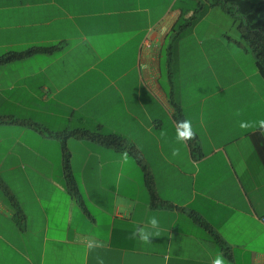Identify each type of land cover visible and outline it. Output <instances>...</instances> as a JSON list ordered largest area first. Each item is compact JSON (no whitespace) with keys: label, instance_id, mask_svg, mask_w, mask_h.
<instances>
[{"label":"crops","instance_id":"obj_1","mask_svg":"<svg viewBox=\"0 0 264 264\" xmlns=\"http://www.w3.org/2000/svg\"><path fill=\"white\" fill-rule=\"evenodd\" d=\"M178 1L0 0V56L61 46L0 65V117L47 130L0 123V183L24 216L20 223L0 188V264H97V256L104 264H213L218 255L225 264H264V131L240 127L264 120V78L227 32L197 37L215 7L183 28L195 9ZM243 56L253 57V71L229 65ZM184 119L196 132L186 144L176 141ZM76 129L134 145L171 206H152L128 152L125 161L126 151L72 138L79 194H71L54 134ZM153 215L159 235L132 238Z\"/></svg>","mask_w":264,"mask_h":264},{"label":"trees","instance_id":"obj_2","mask_svg":"<svg viewBox=\"0 0 264 264\" xmlns=\"http://www.w3.org/2000/svg\"><path fill=\"white\" fill-rule=\"evenodd\" d=\"M198 8H194V14L191 20L185 22L183 28L195 24L208 9L221 6L226 14L229 15H239L242 18V23L238 27L242 35V41L236 44L240 47L246 48L252 52L255 59L256 69L261 77L264 78V0L253 1V0H207V3H199ZM61 50L60 45L56 46H36L31 47L24 51H11L2 56H0V65L7 63L20 61L31 56L41 55V54H54ZM0 123L2 124H15L30 126L35 128L40 132L43 128L29 120H22L19 118L3 116L0 117ZM53 134V132H49ZM56 137L60 138L63 143V169L64 178L66 181V186L71 194L78 196V188L76 180L74 178L72 168H71V154L67 148V141L69 139H75L78 141L98 143L107 148L113 149L115 151H126L134 159L136 164L142 170L144 181L147 186L151 204L153 207L159 206H169L170 204L165 203L159 196L156 184L152 174L150 173L141 153L138 149L130 144L126 139L114 135V134H104L100 131H91L87 129H76L72 131H65L54 134ZM0 188L3 195L6 197L9 205L17 211V217L19 222L22 223L24 216L19 208V204L15 196L9 191L8 187L3 183H0ZM171 206V205H170ZM191 218L208 230L215 240V242L224 249V242L221 240L219 235L213 230V228L207 224L201 216L195 212H190Z\"/></svg>","mask_w":264,"mask_h":264},{"label":"rangeland","instance_id":"obj_3","mask_svg":"<svg viewBox=\"0 0 264 264\" xmlns=\"http://www.w3.org/2000/svg\"><path fill=\"white\" fill-rule=\"evenodd\" d=\"M181 3H186L188 7L198 8L200 5L199 3L205 4L207 3V0H179L177 6ZM215 8L216 9L213 13H211L204 22L197 25V37L203 39L207 36V33H209L208 37L219 38V34L227 32L226 36L229 39L231 38L233 41H236L235 45H237V41L241 42L243 39L241 32L238 29L243 21L242 18L239 15L231 16L229 14H224L225 11L221 6ZM194 38H196V36ZM226 41L227 39L223 40V42ZM194 42H197V40L194 39ZM196 53H199L200 55L202 54V52H195V55ZM252 59L253 57H239L237 58V60H239L238 62H234L232 59V61L229 62V65L231 67L244 66V68L242 67L244 70L253 71L254 61ZM198 60L201 63L200 58H198Z\"/></svg>","mask_w":264,"mask_h":264},{"label":"clouds","instance_id":"obj_4","mask_svg":"<svg viewBox=\"0 0 264 264\" xmlns=\"http://www.w3.org/2000/svg\"><path fill=\"white\" fill-rule=\"evenodd\" d=\"M240 127L242 129H248V128H255L260 131H264V120H258L255 122L251 121H242L240 123ZM162 138L165 136L164 133H161ZM196 132L192 127V122L190 120L184 119L176 122V141L178 143L186 144L188 141L195 139ZM173 156L179 155V149L173 148L172 150ZM122 157L125 161H127L128 154L127 152L122 154ZM244 165L242 164L241 170L244 169ZM159 227L160 222L158 218L153 215L149 217L148 223L145 226L137 225L132 232V238L139 239L142 243H151L152 238L156 235H159ZM95 247H97L94 243H89L88 248L89 250H93ZM97 264H104V260L102 257L97 256L96 257ZM213 264H225V261L222 256H217Z\"/></svg>","mask_w":264,"mask_h":264},{"label":"built area","instance_id":"obj_5","mask_svg":"<svg viewBox=\"0 0 264 264\" xmlns=\"http://www.w3.org/2000/svg\"><path fill=\"white\" fill-rule=\"evenodd\" d=\"M261 222L264 224V216L261 217Z\"/></svg>","mask_w":264,"mask_h":264}]
</instances>
